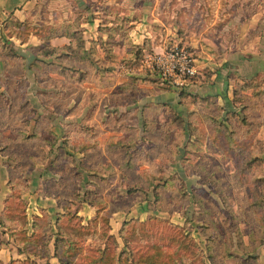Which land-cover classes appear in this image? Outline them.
Segmentation results:
<instances>
[{
    "label": "rangeland",
    "instance_id": "1",
    "mask_svg": "<svg viewBox=\"0 0 264 264\" xmlns=\"http://www.w3.org/2000/svg\"><path fill=\"white\" fill-rule=\"evenodd\" d=\"M96 4L35 0V16L22 25L10 15L0 20V127L10 124L0 130V152L8 154L13 187L4 199L5 223L23 221L26 181L37 166L48 172L43 184L73 241L67 252L59 249L71 260L67 264H90L100 247L109 256L125 250L126 257L151 254L169 264H264V71L249 76L245 68L237 74L227 67L232 98L224 105L189 96L187 84L163 80L145 60L152 48L136 50L120 72L128 80L115 85L119 71L94 66L79 48L63 52L65 64L39 60L25 66L14 35L30 30L45 35L59 23L76 33L77 20L93 14ZM208 5H195L200 13L194 18L176 20L182 38L170 33L163 48L181 43L200 61L215 59L226 30L220 36L221 21L211 24V14L202 16ZM251 6L256 5L241 7L247 14ZM233 22L242 21L230 22L231 42ZM207 38L215 45L210 53ZM137 71L149 88L137 84ZM160 89L163 97L151 93ZM31 93L37 95L34 102ZM65 108L80 110L81 117H69L67 130L54 132L50 122ZM0 237L4 244L6 234ZM2 246L0 264H50L19 257L8 243Z\"/></svg>",
    "mask_w": 264,
    "mask_h": 264
},
{
    "label": "crops",
    "instance_id": "2",
    "mask_svg": "<svg viewBox=\"0 0 264 264\" xmlns=\"http://www.w3.org/2000/svg\"><path fill=\"white\" fill-rule=\"evenodd\" d=\"M95 1H97V4L93 14L86 12L82 19L77 20L76 33H69L66 27H62L59 23L57 27H52L53 29L45 33V35L37 30H30L26 36L14 35V47L17 53L20 54L25 66L31 65L30 69L39 60L65 64L66 59L63 58V52L68 54L78 49L74 45L76 36L79 37L82 45L79 51L84 57H90L94 66L107 69L116 68V72L119 71L117 72L119 76L113 82V85H115L128 80V76H122L120 72H125L123 69L126 67L124 62L133 60L135 52L139 49L144 51L150 48L153 51L162 50L166 42H169L167 38L170 33L180 40L182 36L175 30V21L196 17L200 12H198L195 5L200 7L201 3L204 6L208 3L209 8L205 13H202V16L211 14V24H214L216 20L221 21L217 29L220 36H222L223 31H226L223 33L219 45H217L219 54L215 59L211 55L204 57L206 60L200 61L198 58L196 59L199 69L204 67L211 69V71L208 72L209 74H205L199 70L196 76L187 83L185 88L191 93L189 96L193 94L196 96L201 95L215 99L219 104L230 105L232 93L231 88H229L231 87L229 82L231 77L226 72L227 67H230L231 70H239L237 74L242 73L241 68H245V73H248L249 76H253L258 71H264V0ZM244 4L256 6H251L250 11L246 14L244 12L245 9L241 7ZM32 6L34 8L35 0H0V20L10 15L9 17H13L18 21H25L29 16H35V10L32 9ZM234 19L242 22H236V24L233 22L234 31H232V34L235 36V42H231L230 38H227L229 35L227 30L231 27L230 22L232 23ZM213 28L215 27L213 26ZM44 40L46 42L42 43ZM205 44L208 46L209 53L214 51L215 45L211 42V38H207ZM44 47L55 48L56 50L52 54L45 55L42 53ZM245 52H248L251 56L244 54ZM127 65L131 68L134 67L132 69L136 71V65ZM136 68L138 69L139 67ZM137 72L139 74L137 84L142 86L140 87L141 89L149 88L146 81L142 79L144 77L142 73ZM151 93L163 97L164 91L160 89L159 92L155 90ZM36 96L31 93L28 98L34 102L37 98ZM99 110L97 109L94 114L98 115ZM71 111H67V108L63 109L56 115L58 116L57 120L50 122L54 132L67 130L66 122L69 117L76 116V120L81 117L80 110ZM103 112L105 113L104 109ZM9 126L10 124L6 123L0 127V130H4ZM7 156L8 154L0 152V218L2 219L6 206L4 205V199L9 195L11 196L13 190L10 183V168L6 164ZM47 175V170H42L41 172L40 167H32L31 171H29L30 177L26 181L29 187L23 193V197L25 200L28 233L30 234L33 231L46 232L50 255L41 256L33 253H19L12 236L8 233L6 223L5 225L0 223V233L6 234L4 244L8 243L17 256H22V258L24 257L30 261L61 264L57 256L53 254L54 238L57 230L55 215L59 211L60 206H58L52 193L48 191L47 186L43 184V180ZM86 214L89 216L88 213ZM44 216L49 219V222L46 225H42V227L39 226L38 221ZM40 227H42L41 230ZM0 242V258L3 259L5 254L3 253L4 247L2 245L4 244L1 237Z\"/></svg>",
    "mask_w": 264,
    "mask_h": 264
},
{
    "label": "trees",
    "instance_id": "3",
    "mask_svg": "<svg viewBox=\"0 0 264 264\" xmlns=\"http://www.w3.org/2000/svg\"><path fill=\"white\" fill-rule=\"evenodd\" d=\"M16 23L18 25L23 24V22L21 21H17ZM75 39L79 40V37H75ZM81 46H82L81 41H79V45L77 46V48H80ZM55 50H56L55 48L44 47L42 49V53L45 55H49V54H52L53 51ZM245 87H249V85L243 86V88ZM20 196L21 195H19V197ZM22 213H23V221L21 222V224H19L18 226L8 225V224L6 225L8 228L7 230H8L9 235L12 236L16 244L17 251L19 253H25V254L33 253V254H39L41 256H49L50 251L48 248V239H46L47 233L40 232V231L39 232L33 231L32 233L29 234L28 229H27L26 215H25V203H24V209ZM62 214L63 213L61 214L56 213L55 215V222H56L57 230H56V235L54 238L53 254L57 256L61 264H67V263H70L71 260H69L68 258L64 259L59 249L61 246H64L65 247L64 252H67V249L70 248L69 244H71V242L73 241L71 238H69L67 235L64 234L63 225L60 219ZM48 220L49 219L45 220V225L47 224V222H49ZM0 223L1 225H5L4 216H3V219L0 218ZM109 237L113 238V242H115V244L117 243L116 238L113 235L111 236L109 235ZM39 247L41 249H38ZM98 250H99L98 255L91 257L90 264L92 263L120 264V261H121V264H169L164 261L158 262L156 259L152 257L151 254L140 257V258H135V257L131 258L128 256L126 257L127 252L125 250H120V251H117V253H112L111 256H109L110 253L106 251V247H100L98 248Z\"/></svg>",
    "mask_w": 264,
    "mask_h": 264
},
{
    "label": "built area",
    "instance_id": "4",
    "mask_svg": "<svg viewBox=\"0 0 264 264\" xmlns=\"http://www.w3.org/2000/svg\"><path fill=\"white\" fill-rule=\"evenodd\" d=\"M145 60L152 63L163 80L181 86H185L187 79L197 74L195 56L181 43H174L152 53L147 52Z\"/></svg>",
    "mask_w": 264,
    "mask_h": 264
}]
</instances>
